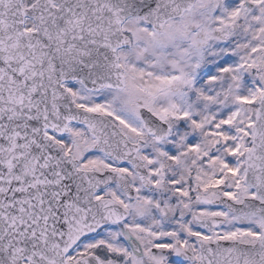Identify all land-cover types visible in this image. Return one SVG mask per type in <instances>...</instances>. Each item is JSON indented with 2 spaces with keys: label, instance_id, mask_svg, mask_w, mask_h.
Instances as JSON below:
<instances>
[{
  "label": "snow or ice",
  "instance_id": "6c2138e0",
  "mask_svg": "<svg viewBox=\"0 0 264 264\" xmlns=\"http://www.w3.org/2000/svg\"><path fill=\"white\" fill-rule=\"evenodd\" d=\"M0 264H264V0H0Z\"/></svg>",
  "mask_w": 264,
  "mask_h": 264
}]
</instances>
